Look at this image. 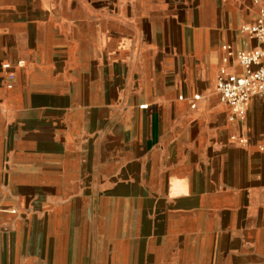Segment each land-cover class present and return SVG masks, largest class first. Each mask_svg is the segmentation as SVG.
Returning <instances> with one entry per match:
<instances>
[{
  "label": "crops",
  "instance_id": "0c3cea01",
  "mask_svg": "<svg viewBox=\"0 0 264 264\" xmlns=\"http://www.w3.org/2000/svg\"><path fill=\"white\" fill-rule=\"evenodd\" d=\"M260 7L0 0V264H264V96L216 88Z\"/></svg>",
  "mask_w": 264,
  "mask_h": 264
},
{
  "label": "built area",
  "instance_id": "2783aa9c",
  "mask_svg": "<svg viewBox=\"0 0 264 264\" xmlns=\"http://www.w3.org/2000/svg\"><path fill=\"white\" fill-rule=\"evenodd\" d=\"M259 2L260 0H254ZM242 30L251 38L256 39L260 46L250 51H241L237 54L239 65L243 72H231L227 68L221 69L217 77V91L221 100L232 109L233 116L245 117L248 103L254 96H264V7L259 9V17L254 24L243 25ZM231 50V46H225ZM21 65V62H18ZM5 69H10V64L3 65ZM10 79L14 78L13 73L8 74ZM12 87L11 84L8 85ZM195 100L200 96L195 95ZM143 107L145 105H142ZM196 107V102L192 104Z\"/></svg>",
  "mask_w": 264,
  "mask_h": 264
}]
</instances>
